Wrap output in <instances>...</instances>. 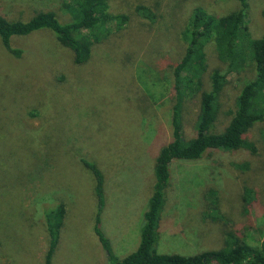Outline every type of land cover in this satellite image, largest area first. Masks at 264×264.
<instances>
[{
  "label": "rangeland",
  "instance_id": "1",
  "mask_svg": "<svg viewBox=\"0 0 264 264\" xmlns=\"http://www.w3.org/2000/svg\"><path fill=\"white\" fill-rule=\"evenodd\" d=\"M108 2L112 13L129 16L143 6L153 12L154 22L133 24L131 18L132 24L94 45L84 65H75L72 53L47 30L12 37L19 56L0 42V264H43V213L58 203L64 204L65 217L51 264H99L95 181L82 161L102 174L99 226L114 256L122 259L135 250L156 156L172 139V68L184 51L180 32L197 7L215 18L239 7L236 0ZM60 3L0 0V18L23 22L36 12L53 11L62 19ZM263 8L264 0H248L247 26L254 38L264 34ZM204 51L208 70L223 69L212 45ZM242 81H231L224 91L219 129ZM199 94L193 88L182 103L186 140L199 112ZM135 96L141 104L136 111ZM247 139L256 145L255 154L212 153L170 164L158 253L193 256L215 250L229 230L261 247L264 124L256 125ZM245 189L253 191L252 207H244Z\"/></svg>",
  "mask_w": 264,
  "mask_h": 264
},
{
  "label": "trees",
  "instance_id": "2",
  "mask_svg": "<svg viewBox=\"0 0 264 264\" xmlns=\"http://www.w3.org/2000/svg\"><path fill=\"white\" fill-rule=\"evenodd\" d=\"M238 9L226 17L215 18L200 7L193 9L180 32L184 45L183 55L173 66L175 101L171 113L172 139L162 146L155 159L154 183L145 206L139 229V244L122 259L114 256L110 240L100 230L99 214L104 206L103 177L91 163L82 161L92 173L97 199L94 234L103 250L106 264H264V241L253 247L236 232L224 235L223 245L215 250L203 251L193 256L162 254L156 251L159 237V214L165 203V190L169 181V166L174 160L198 161L212 153L238 151L256 153V145L247 134L264 124V34L254 38L247 26L248 0H236ZM59 11L36 12L27 21H8L0 18V42L14 56L19 50L11 47V38L27 36L47 30L57 42L68 49L77 66L86 64L94 45L105 41L111 34L125 26L154 22V14L137 6L133 15L112 13L108 0H61ZM264 20V8L261 11ZM129 21V22H128ZM212 45L223 69H211L205 63V48ZM251 75L245 79L241 75ZM240 84L225 126L220 127L222 96L231 81ZM193 88L199 91V112L189 139L182 134V103ZM133 109L139 110V98H132ZM135 110V111H136ZM253 191L245 189L244 207H252ZM65 217L64 204L43 213L47 233V249L43 264H51ZM217 220V217H214Z\"/></svg>",
  "mask_w": 264,
  "mask_h": 264
},
{
  "label": "crops",
  "instance_id": "3",
  "mask_svg": "<svg viewBox=\"0 0 264 264\" xmlns=\"http://www.w3.org/2000/svg\"><path fill=\"white\" fill-rule=\"evenodd\" d=\"M106 237L109 239V237L106 235ZM100 261H99V264H106V259H105V256H104V253H103V250L102 248L100 247Z\"/></svg>",
  "mask_w": 264,
  "mask_h": 264
}]
</instances>
